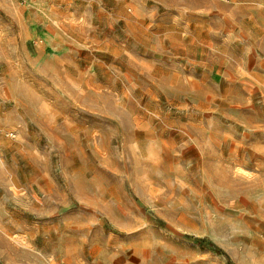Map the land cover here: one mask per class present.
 I'll use <instances>...</instances> for the list:
<instances>
[{"label":"rangeland","instance_id":"obj_1","mask_svg":"<svg viewBox=\"0 0 264 264\" xmlns=\"http://www.w3.org/2000/svg\"><path fill=\"white\" fill-rule=\"evenodd\" d=\"M0 264H264V0H0Z\"/></svg>","mask_w":264,"mask_h":264}]
</instances>
